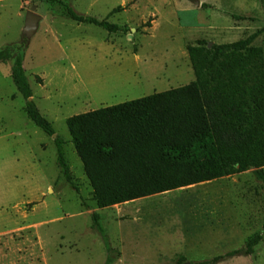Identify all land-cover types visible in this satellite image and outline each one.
Wrapping results in <instances>:
<instances>
[{
	"label": "rangeland",
	"instance_id": "374dc122",
	"mask_svg": "<svg viewBox=\"0 0 264 264\" xmlns=\"http://www.w3.org/2000/svg\"><path fill=\"white\" fill-rule=\"evenodd\" d=\"M33 4L39 25L25 46ZM65 6L123 30L72 20ZM248 36L264 61V0H0V48L23 44L32 99L63 141L71 178L56 162L55 137L27 118L11 63H0V264H103L92 213L116 249L112 264H200L257 232L251 254L215 264H264V186L251 170L99 208L65 124L194 80L186 47L197 39L211 46Z\"/></svg>",
	"mask_w": 264,
	"mask_h": 264
},
{
	"label": "trees",
	"instance_id": "16d2710c",
	"mask_svg": "<svg viewBox=\"0 0 264 264\" xmlns=\"http://www.w3.org/2000/svg\"><path fill=\"white\" fill-rule=\"evenodd\" d=\"M65 14L108 32L123 30L106 18L79 15L69 6H65ZM22 45L9 43L1 47L0 63H11L10 77L24 100L27 118L52 136L51 123L32 99ZM186 51L194 75L187 84L65 119L97 207H110L247 170L264 186L262 48L253 45L252 36H248L209 47L205 40L197 39L187 45ZM53 141L56 162L70 182L63 141L58 136ZM91 218V230L104 246L103 264H112L116 249L98 222V214L92 213ZM260 239L261 232H257L241 248L200 264H215L240 253L251 254Z\"/></svg>",
	"mask_w": 264,
	"mask_h": 264
},
{
	"label": "water",
	"instance_id": "95a60500",
	"mask_svg": "<svg viewBox=\"0 0 264 264\" xmlns=\"http://www.w3.org/2000/svg\"><path fill=\"white\" fill-rule=\"evenodd\" d=\"M34 8L35 5L33 4L31 5L30 10L26 12L24 17V24L20 33L19 43H24L25 46L29 43L31 37L36 33L39 25L40 16L35 14ZM52 137H55V134H53ZM183 264L189 263L186 262Z\"/></svg>",
	"mask_w": 264,
	"mask_h": 264
},
{
	"label": "crops",
	"instance_id": "0c3cea01",
	"mask_svg": "<svg viewBox=\"0 0 264 264\" xmlns=\"http://www.w3.org/2000/svg\"><path fill=\"white\" fill-rule=\"evenodd\" d=\"M118 205V204H117Z\"/></svg>",
	"mask_w": 264,
	"mask_h": 264
}]
</instances>
